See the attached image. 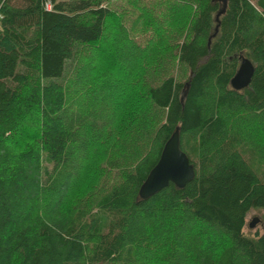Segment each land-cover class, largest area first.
Wrapping results in <instances>:
<instances>
[{"label": "trees", "instance_id": "16d2710c", "mask_svg": "<svg viewBox=\"0 0 264 264\" xmlns=\"http://www.w3.org/2000/svg\"><path fill=\"white\" fill-rule=\"evenodd\" d=\"M176 128L194 179L142 200ZM253 211L264 0H0V264H264Z\"/></svg>", "mask_w": 264, "mask_h": 264}, {"label": "water", "instance_id": "95a60500", "mask_svg": "<svg viewBox=\"0 0 264 264\" xmlns=\"http://www.w3.org/2000/svg\"><path fill=\"white\" fill-rule=\"evenodd\" d=\"M239 61L237 72L230 80V87L235 91H241L250 85L255 70L251 61L243 55L239 56ZM194 176L193 165L180 149L179 130L176 128L164 144L157 163L142 183L138 196L142 200H147L170 183L182 189L194 179Z\"/></svg>", "mask_w": 264, "mask_h": 264}, {"label": "rangeland", "instance_id": "374dc122", "mask_svg": "<svg viewBox=\"0 0 264 264\" xmlns=\"http://www.w3.org/2000/svg\"><path fill=\"white\" fill-rule=\"evenodd\" d=\"M120 3H115L114 5H119ZM263 216L262 211H253L249 214L246 219V226L244 232L250 237H256L264 232V223L261 220Z\"/></svg>", "mask_w": 264, "mask_h": 264}]
</instances>
